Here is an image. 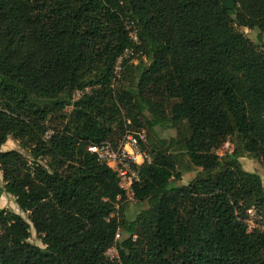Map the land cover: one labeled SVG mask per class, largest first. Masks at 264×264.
<instances>
[{
  "label": "trees",
  "instance_id": "1",
  "mask_svg": "<svg viewBox=\"0 0 264 264\" xmlns=\"http://www.w3.org/2000/svg\"><path fill=\"white\" fill-rule=\"evenodd\" d=\"M128 23L146 62L118 90ZM129 131L151 158L134 219L89 151ZM10 138L24 151L2 150ZM246 156L264 167V0H0V198L29 214L0 209V264H264L250 225L264 224V183Z\"/></svg>",
  "mask_w": 264,
  "mask_h": 264
},
{
  "label": "built area",
  "instance_id": "2",
  "mask_svg": "<svg viewBox=\"0 0 264 264\" xmlns=\"http://www.w3.org/2000/svg\"><path fill=\"white\" fill-rule=\"evenodd\" d=\"M133 27L134 26L132 23H128L127 29L129 31V37L132 45L125 50L123 55L119 57L116 63L115 73L118 77H120L124 71V61L135 55L136 47L140 44L137 30ZM140 139L143 142H147V135L145 131L137 134L129 131L126 133L125 137L117 147H115L109 141H105L100 144H93L89 147L90 152L97 154L99 161L105 163L107 166L116 171L119 179V186L127 196L125 202L131 200L135 204L137 203V200L134 197V185L135 183L140 181V168L146 162H151L150 156L142 149ZM228 142L230 141H227L226 143ZM121 199L122 196L120 195L118 197V200ZM120 206L121 205L119 204L117 206L119 210ZM248 213L252 217H254L255 215L253 209L249 210ZM115 215L116 213L112 214L111 217H114ZM107 220L109 221L110 218H108ZM121 238L122 232L119 229L116 234V241L121 240ZM134 238H136V236ZM107 253H112L116 258H118L116 245L111 247Z\"/></svg>",
  "mask_w": 264,
  "mask_h": 264
},
{
  "label": "rangeland",
  "instance_id": "3",
  "mask_svg": "<svg viewBox=\"0 0 264 264\" xmlns=\"http://www.w3.org/2000/svg\"><path fill=\"white\" fill-rule=\"evenodd\" d=\"M241 30L254 42H258L257 36L259 31L257 29L252 30L248 28H241ZM132 61L130 63L131 66H128V68H124V75H127V79H124L121 77L119 80L114 82V87L118 90L122 89V87H127L130 84V76L133 75L135 71H137V68L140 67V65L145 64L146 62V57L144 55H138L137 53L132 56ZM144 63V64H143ZM140 71V69H139ZM82 95V92H78L76 94V99H78ZM71 107L68 108V111H71ZM136 131V130H135ZM156 131L158 132V135L161 139H170L171 137H175L177 135V131L175 129H166L162 130V128H156ZM11 149H22L19 145V142L16 140L10 138L6 144L3 145L2 150L7 151ZM234 149V145L231 142H228L225 144L224 147L219 151L221 155L226 154L227 152H231ZM22 151H24L22 149ZM243 166L246 170L251 171V172H257L262 175V180L264 183V167L261 165L259 162L249 158L248 156L244 157L241 159ZM184 163H188L187 160H184ZM184 170V168H183ZM196 172H190V173H185L183 178L178 182V184H189L193 178L195 177ZM0 183L3 184V177H2V172L0 170ZM125 207V215L127 218L134 219L137 215V213L142 210L143 208L147 207L146 204H140V203H133V201H127ZM9 209L13 210L19 214H21L24 218L28 219L29 214L23 212L17 205L15 198L9 194H4L0 198V209ZM258 218H255L250 222L251 228L261 226L264 227V224H261V222L258 221ZM126 234H123V237H126ZM33 244L39 245L42 248H45L46 246L42 243L41 239L39 238L38 234L36 233L35 229L32 228V237L30 240ZM107 256L115 260L116 257L112 253H107Z\"/></svg>",
  "mask_w": 264,
  "mask_h": 264
},
{
  "label": "water",
  "instance_id": "4",
  "mask_svg": "<svg viewBox=\"0 0 264 264\" xmlns=\"http://www.w3.org/2000/svg\"><path fill=\"white\" fill-rule=\"evenodd\" d=\"M46 254H49V252H46Z\"/></svg>",
  "mask_w": 264,
  "mask_h": 264
}]
</instances>
